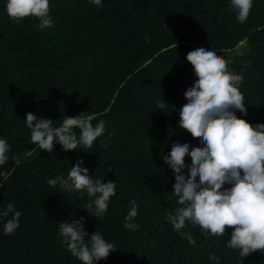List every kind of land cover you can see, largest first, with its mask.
I'll list each match as a JSON object with an SVG mask.
<instances>
[{
    "label": "trees",
    "instance_id": "trees-1",
    "mask_svg": "<svg viewBox=\"0 0 264 264\" xmlns=\"http://www.w3.org/2000/svg\"><path fill=\"white\" fill-rule=\"evenodd\" d=\"M102 2L97 8L90 0H50L54 24L40 30L35 17L11 19L0 0V136L11 145L0 166V206L12 202L22 210L14 233L0 228V264H82L57 231L59 221L81 216L89 233L99 231L116 246L96 264H213L210 253L220 264H264V252L241 261L238 250L226 246L230 227L223 236L206 237L190 222L180 230L172 226L165 210L178 203L174 172L160 155L175 139L199 142L178 124L176 111L196 76L187 49L199 43L215 47L231 71L242 72L244 118L264 122V0H253L243 23L228 0ZM241 41L247 49L232 55ZM162 99L166 108H155ZM27 112L55 124L64 115L95 113L92 123L104 120L105 133L91 148L55 144L49 153L30 143ZM78 158L93 178L116 183L102 217L81 207L86 194H62L47 184ZM132 199L139 205L136 230L123 226Z\"/></svg>",
    "mask_w": 264,
    "mask_h": 264
},
{
    "label": "clouds",
    "instance_id": "clouds-1",
    "mask_svg": "<svg viewBox=\"0 0 264 264\" xmlns=\"http://www.w3.org/2000/svg\"><path fill=\"white\" fill-rule=\"evenodd\" d=\"M90 2L97 8L103 7L102 0ZM228 2L237 21L245 22L253 0ZM4 11L16 21L35 17L40 30L54 24L50 0H4ZM186 56L196 76L184 89L186 99L176 111L178 124L190 130L199 142L175 139L168 152L160 153L174 172L172 191L178 200L165 214L175 229L190 222L198 225L206 237L223 236L226 227H230L226 246L238 250L242 261L253 251L264 252V122L251 123L244 118L247 107L240 91L243 74L231 71L215 47L199 43L188 48ZM155 108H166V101H157ZM237 110L241 115H237ZM95 116L64 115L55 124L50 117L27 112L24 122L30 130V143L51 153L55 144L61 145L62 150L91 148L105 133L104 120L92 123ZM103 146L108 147L107 143ZM10 149L11 145L0 136V166L8 161ZM47 184L59 186L62 194H86L88 200L81 207L96 218L106 213L116 194L115 181L93 178L82 158L71 165L66 175L48 178ZM138 208L135 199L129 201L125 229L140 227L135 220ZM21 215L22 210L12 202L0 206V228L4 234L16 231ZM57 231L66 250L82 264H96L116 248L99 231L89 233L83 216L59 221ZM180 235L186 234L180 231ZM188 238L189 243H195ZM209 260L220 264L216 253H210Z\"/></svg>",
    "mask_w": 264,
    "mask_h": 264
},
{
    "label": "rangeland",
    "instance_id": "rangeland-1",
    "mask_svg": "<svg viewBox=\"0 0 264 264\" xmlns=\"http://www.w3.org/2000/svg\"><path fill=\"white\" fill-rule=\"evenodd\" d=\"M246 49H247V47L245 45V42L241 41V42L238 43V45L235 48L230 50V53L232 55L240 54V53L244 52Z\"/></svg>",
    "mask_w": 264,
    "mask_h": 264
}]
</instances>
